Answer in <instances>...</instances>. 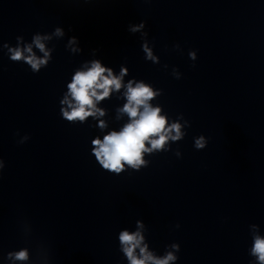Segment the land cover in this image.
Returning <instances> with one entry per match:
<instances>
[{"label":"clouds","instance_id":"obj_1","mask_svg":"<svg viewBox=\"0 0 264 264\" xmlns=\"http://www.w3.org/2000/svg\"><path fill=\"white\" fill-rule=\"evenodd\" d=\"M143 27L144 23L142 22L139 25L132 26L130 31L133 33L139 32ZM55 35L63 36L64 33L62 29L57 28ZM17 39L21 38L17 37ZM49 39L51 37L41 35H35L33 38V44L43 53L42 57H38L33 52L32 44H29L23 49L20 47L9 48L10 59L13 62L23 61L30 66L33 73H39L41 68H46L52 59L51 50L46 49L45 44L42 42ZM75 42L76 38L72 37L69 40V45ZM176 47L179 48V45ZM72 51H77V49L73 48ZM143 51L146 53L148 60L156 61V57L153 56L152 50L147 43H144ZM25 52L28 55H25ZM189 58L195 61L197 58L196 51H190ZM125 73L126 70H122L120 77L113 76L112 70L103 67L99 60L92 61L91 67L87 68L86 71H77L72 77V82L67 85L72 100L70 101L66 96L61 101L62 104L68 106L67 109H61L62 118L69 122L76 120L83 122L87 117L95 116L97 112L103 115V111L96 108L95 102L108 97L113 89L119 91L122 87L121 79ZM175 74L179 78V74ZM156 94L143 82L136 83L133 87V83L129 81L125 93L127 103L121 111L128 114L130 122L121 131H113L106 135L103 141L99 138L92 141L95 146L93 148L94 156L103 169L117 174L123 171L124 164L134 169H139L146 164V161L142 159L144 152L161 150L168 140L177 141L185 135L181 131L182 126L180 123H172L166 127V117L160 115L161 109L151 106L149 101ZM185 123L188 122L186 121ZM100 126H104L103 121L100 122ZM173 133L175 134L173 135ZM151 137L156 138L151 139ZM28 139L29 136L26 135L19 143L23 144ZM145 141L150 143V148L145 147ZM205 145L206 141L203 136L195 139L196 149H203ZM177 154L179 155V153ZM3 168L4 162L0 160V170ZM137 226L138 228H143V224L140 221H137ZM176 227L179 228V224ZM251 227L253 229L258 228L255 224L251 225ZM118 239L129 264H170V262L178 260L177 253L180 251L178 243L171 245L173 251H167L162 258H159L148 251L146 244L141 246L144 237L140 231L132 233L127 230L120 231ZM137 249H139V255L136 253ZM250 255L256 258L258 264H264V236L254 234ZM8 257L17 261H25L28 259V252L26 249H21L15 253H8Z\"/></svg>","mask_w":264,"mask_h":264}]
</instances>
